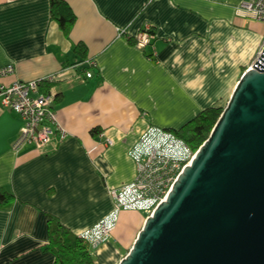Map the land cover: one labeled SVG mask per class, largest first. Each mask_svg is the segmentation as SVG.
<instances>
[{
  "label": "crops",
  "instance_id": "crops-1",
  "mask_svg": "<svg viewBox=\"0 0 264 264\" xmlns=\"http://www.w3.org/2000/svg\"><path fill=\"white\" fill-rule=\"evenodd\" d=\"M66 1L76 14L69 35L51 0H0V67L15 66L3 81L53 76L42 91L56 92L68 132L46 153L15 148L22 122L0 99V187L16 196L0 207V264H56L48 213L76 234L99 222L114 208L110 189L137 175L129 151L141 135L225 107L264 45V21L240 14L243 0ZM147 24L155 37L145 48L119 33L136 37ZM148 216L122 210L93 250L96 264H117Z\"/></svg>",
  "mask_w": 264,
  "mask_h": 264
},
{
  "label": "water",
  "instance_id": "water-1",
  "mask_svg": "<svg viewBox=\"0 0 264 264\" xmlns=\"http://www.w3.org/2000/svg\"><path fill=\"white\" fill-rule=\"evenodd\" d=\"M117 264H264V47Z\"/></svg>",
  "mask_w": 264,
  "mask_h": 264
},
{
  "label": "built area",
  "instance_id": "built-area-1",
  "mask_svg": "<svg viewBox=\"0 0 264 264\" xmlns=\"http://www.w3.org/2000/svg\"><path fill=\"white\" fill-rule=\"evenodd\" d=\"M238 10L242 15L264 21V0H243ZM125 32V29H122L119 33ZM154 37L153 26L147 24L137 34L136 44L145 48L152 43ZM263 47L264 45L255 61ZM92 64L95 65V62ZM14 70V64L0 67L1 102L14 110L22 122L14 147L31 144L40 152L51 151L66 138L68 133L58 120L56 92L53 89L48 92L42 91L43 82L52 79L53 76L16 80L12 84L5 83L3 77ZM87 75L91 77L94 73L88 70ZM112 142V139H107L108 144ZM196 152L197 150L195 151L174 131L156 126L150 127L129 151L138 165L135 179L111 188L110 194L114 198L113 210L93 226L80 231L78 235L88 242L93 251L112 236L122 210L140 209L152 214L155 208L166 200L180 173L191 163Z\"/></svg>",
  "mask_w": 264,
  "mask_h": 264
},
{
  "label": "trees",
  "instance_id": "trees-1",
  "mask_svg": "<svg viewBox=\"0 0 264 264\" xmlns=\"http://www.w3.org/2000/svg\"><path fill=\"white\" fill-rule=\"evenodd\" d=\"M51 14L63 32L69 35L76 21V14L69 3L66 0H51ZM123 34L136 42L135 36H129L127 32ZM76 49L83 50V52L85 50L81 47V43L76 46ZM223 110L224 107L219 106L207 107L180 128L167 129L184 138L196 151L210 136ZM98 131L100 130H93L94 133ZM15 198L13 192L5 187H0V207L10 205ZM48 218L50 235L48 249L55 254L56 264H96L88 242L74 233L58 216L48 213Z\"/></svg>",
  "mask_w": 264,
  "mask_h": 264
},
{
  "label": "rangeland",
  "instance_id": "rangeland-1",
  "mask_svg": "<svg viewBox=\"0 0 264 264\" xmlns=\"http://www.w3.org/2000/svg\"><path fill=\"white\" fill-rule=\"evenodd\" d=\"M254 61H255V60H254ZM254 61H253V62H254ZM252 64H253V63H252ZM252 64H251V65H252ZM145 212H146V211H145ZM146 214H147V215H150V212H146Z\"/></svg>",
  "mask_w": 264,
  "mask_h": 264
}]
</instances>
